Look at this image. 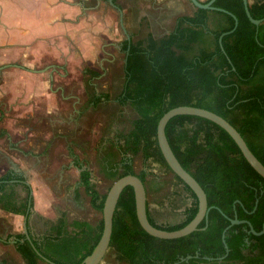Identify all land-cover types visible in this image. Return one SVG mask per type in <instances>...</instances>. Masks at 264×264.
Here are the masks:
<instances>
[{
	"label": "trees",
	"instance_id": "16d2710c",
	"mask_svg": "<svg viewBox=\"0 0 264 264\" xmlns=\"http://www.w3.org/2000/svg\"><path fill=\"white\" fill-rule=\"evenodd\" d=\"M213 5L238 20L237 28L223 36L222 45L220 36L234 28V17L200 8L192 16H181L175 29L163 37L149 35L123 42L124 82L115 100L130 106L138 116L129 132L117 136L113 158L108 155L101 165L102 173L112 182L135 174L143 180L148 195L147 176L154 165L173 173L160 150L157 127L166 112L183 105L225 118L264 164V22L256 26L250 21L243 0H216ZM249 7L255 19L264 18V0H249ZM90 72L92 78L97 75ZM104 98L107 95H89L95 105ZM166 135L181 165L207 194L208 224L203 220L196 231L176 239L152 236L141 227L134 189L127 186L114 215L109 251L129 264H264V234L251 233L247 223L230 227L226 235L229 253L219 258L226 253L222 234L231 219L247 220L256 231L262 230L264 178L248 163L233 138L208 119L175 116L166 126ZM139 154L144 169L138 173L134 157ZM173 175L172 191L158 201L166 210L152 212L148 205L150 222L168 231L183 228L198 212L195 193ZM80 179L91 206L102 212L107 193L100 194L88 167L82 169ZM25 181L12 170L0 177V208L25 214L33 207L31 187ZM19 185L27 191L24 198L18 195ZM168 210L171 213H166ZM167 215L174 220H167ZM47 226L41 238L33 239L37 251L25 234L18 236L17 250L25 264H82L99 242L104 222L103 217L97 225L69 221L63 213ZM0 264L9 263L3 259Z\"/></svg>",
	"mask_w": 264,
	"mask_h": 264
},
{
	"label": "rangeland",
	"instance_id": "374dc122",
	"mask_svg": "<svg viewBox=\"0 0 264 264\" xmlns=\"http://www.w3.org/2000/svg\"><path fill=\"white\" fill-rule=\"evenodd\" d=\"M101 9L108 11L109 6L104 5ZM127 32L134 36V41L145 39L147 35L143 30ZM161 34L159 32L156 35ZM77 35L69 37L66 33L51 42L46 40V47L37 45L33 53L0 47V121L3 119L0 128L11 132L10 140L0 139V149L7 152L9 144H17L21 148L20 153L15 148L10 149V152L14 156L18 153L25 158L21 165L25 170L30 169L26 180L34 178L33 186L37 190L43 189L46 184L44 177L39 176L42 171L55 169L58 174L64 169V178L77 180L80 171L75 164L74 167L71 166L74 161L71 155L74 154L75 160L91 170L93 182L100 194L104 195L113 182L104 176L101 165L108 155L113 158L117 136L129 132L132 121L138 116L130 106H121L115 100L124 82L125 52L120 49L119 44L126 35L120 31L116 38L91 41L89 53L84 39H78ZM93 45L96 47L93 48ZM90 71H96L97 75L92 78ZM94 93L107 95V98L92 105L87 96ZM30 104L32 108H28ZM31 110L34 113L26 116ZM32 149L35 154L46 152L45 155H49L48 161L41 159L37 163L36 159L26 156L25 152ZM45 163L49 165L46 166ZM34 164L38 167L44 165L43 170L40 169L41 173L37 172V165ZM9 165L6 162L4 167L10 168ZM134 166L138 173L144 169L141 154L134 157ZM20 172L25 174L21 170ZM147 180L150 181L149 202L153 204L156 198V204L159 205L161 194L172 191L175 177L172 172L154 165ZM154 181L162 186V192H155V196L153 186H157V182ZM48 183L55 190L56 181ZM67 184H63V191L58 194L66 195L64 190L70 186ZM79 195L80 199L83 198L81 208L74 206L73 197L60 200L58 207L72 209L76 211V217L96 223L103 217L102 212L91 206L90 198L82 189ZM160 208L159 210H166L162 206ZM167 220L173 221L174 218L167 215ZM0 252L14 264H22V259L13 248L0 245ZM113 254L108 251L103 261L111 260Z\"/></svg>",
	"mask_w": 264,
	"mask_h": 264
},
{
	"label": "crops",
	"instance_id": "0c3cea01",
	"mask_svg": "<svg viewBox=\"0 0 264 264\" xmlns=\"http://www.w3.org/2000/svg\"><path fill=\"white\" fill-rule=\"evenodd\" d=\"M200 1L206 2L207 0ZM104 5L109 6L108 11L101 9ZM196 9L190 0H0V47H7L8 49H13V51L25 50L33 53L37 45L45 48L46 40L51 42V40L59 38L62 34L68 33L69 37H75L74 34H78V39H84L89 53L91 41L98 42L101 39L116 38V34L118 35L120 31H123L126 38L119 44L121 49L123 42L127 39V31L136 30L138 32L143 30L147 33L146 37L152 35L160 38L175 29L181 16H192ZM121 19L125 30H123L121 25ZM71 32H73V35H71ZM156 32H162V34L156 35ZM130 36L132 41H134V36L131 34ZM94 47L96 46L93 45ZM87 99H89V96H87ZM30 107H33L32 104L28 106V108ZM29 113L32 114L34 112L31 110L25 115H30ZM10 135L11 132L6 128L0 130V139L10 140ZM12 148H15L19 153L22 152L17 144H9L7 152L4 149H0V177L7 171L12 170L27 178L26 175L30 169L25 170L26 168L21 165V161L25 160V158H22L18 153H15L17 154L15 156L12 155L10 152ZM33 151L35 150H27L25 155L36 159L37 163L41 159H45V162L48 161L49 155H45L46 152L44 154H35ZM71 158L74 159L71 162V166L74 167L75 164V167L80 171L77 180L72 179V181L67 177L64 178V169H61L57 174V170L55 172L53 168L50 171H42L39 176L42 175L44 177L46 184L55 180V190L51 189L52 185L50 183L45 184L43 189L37 190L33 186V183H35L34 178H31L30 181L26 180V183L31 187L30 194L33 199V207L29 209L27 221L28 231L33 239L41 238L48 229L47 224L56 222L63 213H66L69 221L80 220L92 223L88 219L76 217V211L61 209L57 204L60 200L73 197L74 201L72 203L75 204L74 206L81 208L83 198H79L80 189L83 190L86 196L88 195L80 179V173L85 166L75 160L76 156L74 154L71 155ZM6 162L10 164V168L4 167ZM45 164L46 166L49 165V163ZM36 167L38 168L37 172L41 173L40 169L43 170L44 165L39 167L37 165ZM20 170L25 174L20 172ZM57 177L58 179H56ZM154 182H157V186L153 187L155 196V192H162L160 191L162 186L158 184V181ZM63 184L70 185L68 186L69 189L67 187L66 191L64 190L65 196L58 194L63 191ZM158 187H160V190H157ZM17 191L20 198L27 196V191L22 185L17 187ZM168 194L163 192L161 200H165ZM156 200L155 198L154 203L151 204L148 199V205L152 212H156L160 208L156 204ZM168 205V202H166L165 207ZM26 214L11 213L0 208V245L13 248L22 259V264H25V261L17 250V243L18 236L25 234L24 223ZM101 219L102 217L92 224L97 225ZM3 255L0 252V260L5 259L9 264H14L10 258ZM110 259L109 261H103L102 264H115L113 256Z\"/></svg>",
	"mask_w": 264,
	"mask_h": 264
},
{
	"label": "water",
	"instance_id": "95a60500",
	"mask_svg": "<svg viewBox=\"0 0 264 264\" xmlns=\"http://www.w3.org/2000/svg\"><path fill=\"white\" fill-rule=\"evenodd\" d=\"M215 1L216 0H210L209 2L205 3L200 0H190V2L196 8L222 11L234 17L235 19L234 28L231 31L226 32L220 36V44L222 45L223 36L228 33L233 32L237 28L238 20L236 16L233 15L231 12L225 9H222V8L215 7L213 5ZM243 2H244L246 14L248 18L250 19V21L256 26H259L261 23H263L264 18L255 19L252 16L251 10L249 7V0H243ZM121 25L123 27V30H125L122 19H121ZM127 40L130 43L132 42L131 36L128 33H127ZM178 115L199 116V117L208 119L214 122L215 124H217L218 126H220L221 128H223L236 142V144L240 148L242 154L244 155L248 163L256 170V172H258L264 178V164L256 157V155L249 148L247 142L245 141L241 133L231 123H229L225 118H223L222 116L210 110L200 108V107H195V106L183 105V106L172 108L168 112H166L159 120L158 127H157L158 143H159L160 150L164 156V159L166 160L167 164L169 165L173 173L176 174L178 177H180L183 180V182L186 185H188L190 189L197 196L198 212L196 216L193 218V220L190 223H188L186 226L178 230L168 231V230L157 228L150 222L148 218V196H147V190H146L143 180L135 174H128L126 176H123L117 179L116 181H114L107 192L106 199L104 201L103 210H102L104 228H103L101 238L99 242L97 243V245L95 246L92 253L84 259L82 264H101L105 255L109 251L111 236L113 232L114 215L117 209L120 196L123 190L127 186H131L134 189L135 200H136V214H137L138 221L141 227L150 235L158 237V238H162V239H176V238L189 235L192 232L196 231L198 229V226L203 220L206 221V226H207L208 213H209L207 194L202 188V186L199 184V182L181 165L166 135V126L168 122L173 117L178 116ZM257 203H258V200L256 201V207H257ZM29 212L30 210L27 212L25 216L24 232H25L27 240L32 244V246L37 251L33 243V238L31 237L28 231L27 221L29 217ZM239 223H247L249 225L250 232L255 235L264 234V224H263V228L261 231H256L253 225L247 220L241 221L237 217L234 219H231L230 225L224 229L223 234H222V241L225 246L226 253L222 257H219L220 260L224 259L229 253V247L226 243L227 231L230 229V227H232L235 224H239ZM40 256L42 255L40 254ZM190 257L191 256L182 258L180 262L185 261L189 259ZM42 258L48 263H51V261H49L48 259L44 257Z\"/></svg>",
	"mask_w": 264,
	"mask_h": 264
},
{
	"label": "flooded vegetation",
	"instance_id": "af4514ba",
	"mask_svg": "<svg viewBox=\"0 0 264 264\" xmlns=\"http://www.w3.org/2000/svg\"><path fill=\"white\" fill-rule=\"evenodd\" d=\"M167 212L171 213L170 210H168ZM164 223H166V222H164ZM112 256H113V259H114V263H115V264H129V263H127V262H124V261L122 262V261H120L119 259H117V256L114 255V254H113ZM101 264H102V263H101Z\"/></svg>",
	"mask_w": 264,
	"mask_h": 264
}]
</instances>
